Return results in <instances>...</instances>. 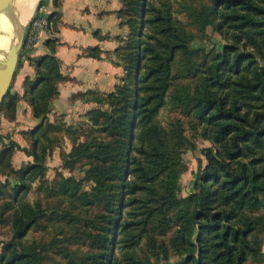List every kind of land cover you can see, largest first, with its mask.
<instances>
[{
  "label": "trees",
  "instance_id": "1",
  "mask_svg": "<svg viewBox=\"0 0 264 264\" xmlns=\"http://www.w3.org/2000/svg\"><path fill=\"white\" fill-rule=\"evenodd\" d=\"M121 1L120 13L130 27L119 51L126 75L109 94H83L98 107L88 111V121L77 127L85 124L104 136H89L76 144L65 163L73 166L82 159L92 163L87 179L94 182V193L86 199L103 209L98 213L100 232L88 233L97 251L86 254L85 263L260 261L264 215L256 213L264 207V0H207L183 6L201 34L212 27L223 37L222 49L200 41L190 24L175 15L173 0ZM43 3L40 0L39 5ZM53 4L58 8L60 0ZM48 17L55 27L58 12ZM54 53L52 46L51 53L36 61V79L25 81V96L40 123L30 131L32 150L25 149L35 163L20 171L22 179L45 170L41 141L61 125V119H48L50 100L58 95L56 82L63 78ZM181 78L187 81L177 83ZM173 88L172 99L193 118L195 134L209 143L202 150L206 164L201 162L194 192L188 196L181 195L183 155L197 146L185 147L181 120L166 127L158 118ZM19 99L10 90L0 111L16 112ZM16 148L23 149L17 142L8 144L0 163L10 162ZM72 189L71 195L77 196L79 186ZM15 203L13 237L0 252V264H40L45 259L40 245L24 238L39 223L41 211L20 197ZM69 218L75 220L70 214ZM173 225L174 233L165 239L163 234ZM143 243L150 255L140 254ZM58 252L69 255L66 248ZM173 254L181 257L176 263L170 261Z\"/></svg>",
  "mask_w": 264,
  "mask_h": 264
},
{
  "label": "rangeland",
  "instance_id": "2",
  "mask_svg": "<svg viewBox=\"0 0 264 264\" xmlns=\"http://www.w3.org/2000/svg\"><path fill=\"white\" fill-rule=\"evenodd\" d=\"M207 0H173V10L175 15L182 19L188 25L190 19L184 11L183 6L186 4L198 5L206 3ZM201 40L209 48L222 49L226 41L212 27L207 29L206 35L199 32L198 28L189 25ZM199 41V40H198ZM177 71H175L176 73ZM186 79H179L177 83H185ZM15 83L12 84V91ZM175 94V89L170 92L167 99V104L163 107L158 115L159 121L166 127L172 122L181 120L185 127V135L187 141L185 147L191 143H195V149H186L184 151V166L185 170L181 175L182 196H188L194 192L196 181V172L199 170L201 162L206 164L202 150L209 143L193 131V118L182 110L181 105H178L172 99ZM18 110L13 109L8 111H0V129L2 127V119L5 116L9 120L10 125L6 127L5 134L0 133V155L4 148L11 142H17L21 148H16L10 157V162L7 160L0 163V252L3 250L4 244L8 243L13 237V218L16 208V198L20 197L23 202L32 204L37 210L41 211L42 217L36 225H34L24 240L31 244L40 245L45 259L40 264H86V254L95 253L96 246L88 233L96 234L101 230V221L98 218V213L102 212V207L97 204H90L87 197H92L94 193V182L87 179V171L91 168L92 163L82 159L76 162L73 166H67V156L72 151L76 144L89 140L88 137H103L99 132L89 130L88 125L80 123H67L59 120L60 126L52 130L50 137L41 141L42 148H39L40 160L46 166L45 170L38 173L36 176L22 179V170L30 163H35V159L29 156L26 150H32L34 138L31 137L30 131L37 125L32 123L28 117L18 119ZM15 118L12 120L13 116ZM19 122V123H14ZM18 125H24V129H20ZM73 126L77 127V132H72ZM84 126V127H83ZM22 128V127H20ZM3 129V128H2ZM89 130V131H88ZM18 140L13 139L16 134ZM86 136V137H85ZM26 184L27 189H21V186ZM79 186L78 195L72 196L74 189L72 187ZM69 189L71 193H66ZM85 192L87 196H85ZM69 214L75 217L71 221ZM256 215H264V207L256 213ZM175 231L173 225L171 230L163 234L165 239L170 238ZM157 233H159L157 231ZM264 238V234H262ZM158 238H164L159 236ZM66 248L69 255L59 253L58 249ZM264 253V243H263ZM140 254L150 255V249L146 243L142 244ZM153 259L156 255L152 253ZM181 257L171 255L170 261L176 263ZM162 262L165 261L164 256H161ZM88 264H94L89 261ZM247 264H264V256L260 261L249 260Z\"/></svg>",
  "mask_w": 264,
  "mask_h": 264
},
{
  "label": "crops",
  "instance_id": "3",
  "mask_svg": "<svg viewBox=\"0 0 264 264\" xmlns=\"http://www.w3.org/2000/svg\"><path fill=\"white\" fill-rule=\"evenodd\" d=\"M44 1L49 13L58 12L57 24L53 34H41L31 53L21 52L12 91L20 96L17 121L25 115L33 124L40 123L25 96V81L27 78L36 79V61L51 53L52 46L63 78L56 82L58 95L50 100L48 119L51 122L61 119L69 124L88 121L87 112L98 104L83 94L94 91L109 94L116 90L126 75L124 60L119 55L130 34V27L120 13L124 4L121 0H60L57 8L53 0ZM49 39H53L52 44L47 43ZM10 123L4 116L0 129L2 135ZM18 126V132L24 129V125ZM18 136L20 134L17 133L13 139L19 141Z\"/></svg>",
  "mask_w": 264,
  "mask_h": 264
},
{
  "label": "bare ground",
  "instance_id": "4",
  "mask_svg": "<svg viewBox=\"0 0 264 264\" xmlns=\"http://www.w3.org/2000/svg\"><path fill=\"white\" fill-rule=\"evenodd\" d=\"M39 0H13L0 13V67L8 50L19 46Z\"/></svg>",
  "mask_w": 264,
  "mask_h": 264
},
{
  "label": "built area",
  "instance_id": "5",
  "mask_svg": "<svg viewBox=\"0 0 264 264\" xmlns=\"http://www.w3.org/2000/svg\"><path fill=\"white\" fill-rule=\"evenodd\" d=\"M48 15L49 11L44 1L43 4L37 6L36 12L29 22L22 46L23 53L29 54L33 51L39 43L43 32L48 34L54 33V22Z\"/></svg>",
  "mask_w": 264,
  "mask_h": 264
},
{
  "label": "water",
  "instance_id": "6",
  "mask_svg": "<svg viewBox=\"0 0 264 264\" xmlns=\"http://www.w3.org/2000/svg\"><path fill=\"white\" fill-rule=\"evenodd\" d=\"M13 0H0V13L12 2ZM39 5V4H38ZM37 5V6H38ZM36 12V11H35ZM24 36L19 46H12L7 53V59L1 63L4 68L0 67V108L11 90L12 84L15 79V75L20 63V57L22 52V46Z\"/></svg>",
  "mask_w": 264,
  "mask_h": 264
}]
</instances>
